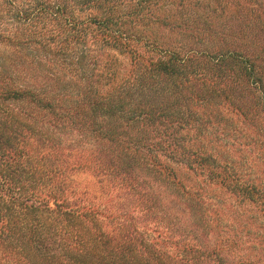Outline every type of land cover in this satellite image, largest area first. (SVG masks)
Segmentation results:
<instances>
[{
  "label": "trees",
  "instance_id": "obj_1",
  "mask_svg": "<svg viewBox=\"0 0 264 264\" xmlns=\"http://www.w3.org/2000/svg\"><path fill=\"white\" fill-rule=\"evenodd\" d=\"M206 190L264 220V0H0V264H224Z\"/></svg>",
  "mask_w": 264,
  "mask_h": 264
},
{
  "label": "rangeland",
  "instance_id": "obj_2",
  "mask_svg": "<svg viewBox=\"0 0 264 264\" xmlns=\"http://www.w3.org/2000/svg\"><path fill=\"white\" fill-rule=\"evenodd\" d=\"M78 181L82 186H85L87 183H91L93 179L88 174H80L78 176ZM207 190L205 191L207 193L206 197L208 196L206 203L210 202L209 208H214L215 210L214 212L209 209V214L214 221L213 228L208 232L203 227H193L192 224H189L190 221L186 218L185 211L175 203V207L170 206V215L168 213L162 215L164 218L170 216L171 220L175 218L177 221H175V224L172 223V226L168 228V231H158L163 234V240H167L165 239V234L167 236H172L170 238L172 243H168L166 247H161L159 245L156 246L154 243V248L161 253L170 254V251L176 252L170 249L171 246H175V243L177 246H181L183 241L188 238L189 242L194 243L196 241L198 242V246L207 247H211L220 241L222 244V253L220 255L222 256L223 262L227 264H235L239 262L264 264V220L259 219L256 216L253 218L252 214L246 210L247 208L235 207V205L231 204L230 200L224 195H213L212 193H208L209 191L207 192ZM210 196H215L216 201H212L213 199ZM220 200L223 201V206L220 203H218L219 205L216 204V202ZM221 207H223V209H221ZM224 209L229 211L227 213L221 211ZM152 236L155 239H162L158 236L157 232H153ZM195 237L199 239H196ZM154 238L151 236L148 237L152 242H156ZM193 238H195V240ZM208 252L209 251L206 249L205 251L202 250L201 255L194 259L195 263L193 264L218 263L213 260V257L210 256ZM180 254L183 255V253ZM197 255H199V253ZM181 261L184 262V260ZM179 264L184 263L179 261Z\"/></svg>",
  "mask_w": 264,
  "mask_h": 264
}]
</instances>
